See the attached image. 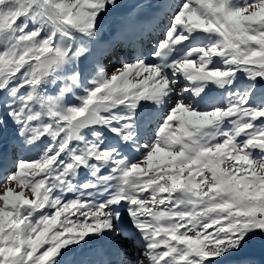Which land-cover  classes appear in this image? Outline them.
I'll list each match as a JSON object with an SVG mask.
<instances>
[{
	"label": "snow or ice",
	"instance_id": "1",
	"mask_svg": "<svg viewBox=\"0 0 264 264\" xmlns=\"http://www.w3.org/2000/svg\"><path fill=\"white\" fill-rule=\"evenodd\" d=\"M0 264H264V0H0Z\"/></svg>",
	"mask_w": 264,
	"mask_h": 264
},
{
	"label": "rangeland",
	"instance_id": "2",
	"mask_svg": "<svg viewBox=\"0 0 264 264\" xmlns=\"http://www.w3.org/2000/svg\"><path fill=\"white\" fill-rule=\"evenodd\" d=\"M109 71H110V74L109 75H111V69Z\"/></svg>",
	"mask_w": 264,
	"mask_h": 264
},
{
	"label": "bare ground",
	"instance_id": "3",
	"mask_svg": "<svg viewBox=\"0 0 264 264\" xmlns=\"http://www.w3.org/2000/svg\"><path fill=\"white\" fill-rule=\"evenodd\" d=\"M110 70V69H109ZM109 74H110V71H109Z\"/></svg>",
	"mask_w": 264,
	"mask_h": 264
}]
</instances>
